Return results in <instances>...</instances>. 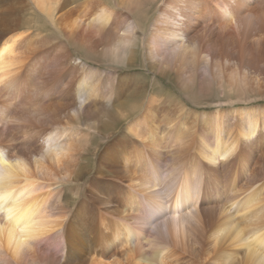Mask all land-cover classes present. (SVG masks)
<instances>
[{
    "label": "bare ground",
    "instance_id": "obj_1",
    "mask_svg": "<svg viewBox=\"0 0 264 264\" xmlns=\"http://www.w3.org/2000/svg\"><path fill=\"white\" fill-rule=\"evenodd\" d=\"M26 1L0 0V264H50L49 259H40L39 247L46 242L66 245L72 224L68 216L75 211L65 210L64 190L53 186L71 181L75 171L69 167L71 148L62 143L61 130L54 125L62 113L72 112L74 117L89 113V108L100 103L101 98L111 99L115 89L114 76L105 75L83 57L72 59L73 54L63 42L51 51L38 52L34 48L38 42L32 41V34L21 31L28 25L23 16L30 5ZM31 1L35 12L44 15L45 21L50 19L70 43L86 51L89 59L97 57L116 64L133 61V55L128 56L129 48L135 46L131 39L124 37L113 46V37L105 34L106 27H114L121 18L109 5L98 0ZM122 1L129 11L136 13L144 5L152 6L162 0ZM77 2L83 5L86 15L77 14L78 8L73 6ZM149 10L145 7L142 14ZM156 13L143 45L145 59L152 69L160 74L162 69L170 68L178 77V87L188 90L196 85L195 78L177 65L188 60L202 65L212 77L224 81L222 95L238 94L236 100L230 98L229 102L203 103L217 111L237 103L264 101V95H252L247 83L249 76L264 72V0H166L158 5ZM127 26L125 35H133L136 28ZM155 92L159 97L163 95L161 89ZM165 100L168 99L153 98L144 106H133L127 117L144 107L137 120H148L153 126L147 144L154 152L152 156L157 157L163 149L157 138L160 133L173 139L168 154L176 149L188 154L191 144L197 141V155L178 159L177 170L166 177L168 187L167 181L161 182L165 191H161L163 187L156 189L153 177L139 183L132 175L129 160L134 163V170H139L143 163L136 150L127 153L125 164L113 176L120 179L121 185L125 179L130 182L124 191L128 213L139 208L131 189L147 197L144 202L152 214L146 225H154L159 236L157 244L161 248L156 253L133 261L177 262L169 248L187 245L191 233L201 247L200 259H195V264H264V111H239L234 119L243 118V131L232 135L228 133L232 122L217 116L205 122V117L193 116L178 106L180 114L175 116L173 111V116ZM195 107L207 106L198 103ZM163 112L166 115H161ZM117 119L118 115H111L106 127H115L112 122ZM157 128L160 133L154 135ZM18 137L22 138V147L14 143ZM252 161L254 167L248 170L247 163L253 164ZM185 166L190 170L182 179ZM48 167L63 170L64 179H45L50 172ZM79 173L80 169L76 175ZM236 175L249 176L245 190L234 196L227 193L228 201L217 212L205 208V202L214 194L227 191L226 185ZM178 180L181 182L177 183ZM218 186L223 189H212ZM160 214L166 218L157 224ZM138 219L130 218L125 223L134 220L137 224ZM122 220L123 217L119 219ZM123 233L127 240L131 238V243L136 242L130 228H123Z\"/></svg>",
    "mask_w": 264,
    "mask_h": 264
},
{
    "label": "rangeland",
    "instance_id": "obj_2",
    "mask_svg": "<svg viewBox=\"0 0 264 264\" xmlns=\"http://www.w3.org/2000/svg\"><path fill=\"white\" fill-rule=\"evenodd\" d=\"M98 1H102L105 5H109L112 11H116L121 16L118 21L119 23L115 24L114 27H112L113 25H108L106 27L105 34L110 33L113 37L111 41V45L113 46L117 45L124 37L131 39V45L134 42L135 46L129 48L130 53L128 56L132 54L133 61L128 62L127 60V62H125L127 64H116L114 62L105 63L104 61L96 59L97 57L89 59L86 51L79 50L77 45L70 43L60 31L55 28L50 19L45 21L47 18H45L44 15L42 17L35 12L34 2L31 0L26 1L28 4L30 3V5L25 8L26 10L23 13V16L26 17L25 22L27 21L28 25L21 31L24 34H32V41L38 42L34 46V48H37L36 50H38V52L40 50L51 51L54 46L63 42L62 44H67L70 52L73 54L72 59L83 57L89 61L90 64L93 63L94 65L92 64V66L97 68L100 67L99 69L103 70L105 75H112L115 77L113 82L115 89L113 95H110L111 99L105 100L101 98L100 103L94 104L89 108V113L87 111L79 117H74L72 112H67L66 114L62 113L58 122L55 124L56 126L54 125L55 128L61 130L60 133L63 135L62 143L69 145L71 148L68 161L69 167L73 168L75 174H72L71 181L60 182L53 187L61 186L66 196L63 203L65 210L68 209L67 211L75 212L68 216L72 218V224L67 231L68 236L66 238V245L58 243L60 244L59 247L57 244L56 246L50 242V244L46 242L39 247L40 251L38 250V252L40 259L43 260V257L46 260L49 259L50 264H138L137 261H133L134 258L141 261L143 258L151 257L161 248V246L157 244L159 236L154 230V225H146L147 221L150 219L149 216L152 214V211L148 209L144 202L147 197L139 192L137 194L135 190L131 189L138 202L136 205H138L139 208L136 209L135 212L128 213L126 211L128 198L124 191L127 188L126 185H129L130 182L125 179V181H122L123 184L121 185L120 179L113 176L118 175L119 172L117 170L125 164L127 153L136 150V154H141L143 163L139 170H134L135 165L132 160H129L130 164L128 167L132 169V175L139 180V183H143L147 177H153L154 182L157 184L156 189L163 187L161 191H165L170 183L166 180V177L169 176L170 171L173 172L177 170L179 166L175 163L178 162V159L182 156L188 157L193 154V156H196L197 151L195 150L198 142L196 141L194 144H191L189 147L190 151H187L188 154L177 152V149L168 154V145L171 146L173 144V139L171 136L165 137L163 133H160V129L157 128V130L154 131V135L160 133L157 138L158 142H160L163 147V149L160 150L161 154L157 156L158 160L160 159V161H158L157 157L152 156L154 152L147 147L149 143L148 138L152 135L151 128L153 126L150 127L152 124L145 119L137 120L144 107H141L138 113L129 118L127 114L131 112V107L144 106L153 98H165L168 99L165 100L167 103L166 105L171 109L173 116L174 113L175 116L180 114L181 109H177L178 107H184L189 113L198 118L205 117V122L217 116V118H223L225 122L233 123L228 131V133L232 135H239L240 132L243 131V118L238 117L234 119V115L239 111H264V101L257 104L250 102L237 103L234 107L224 106V109H220V111H217L214 107H208L207 104H203L208 101L229 102L230 98L236 100L238 94L226 93L222 95L223 88H226L224 81L217 77H212L208 70H204L202 65L196 66V63L192 61L188 60L187 62L177 65L180 67V70H185L186 75H191L195 78L196 85L188 90L178 87V77L175 71H171L170 68L162 69L159 74L157 70L150 67L145 59V49L143 46L144 38L150 35L153 19H155L157 15L158 5L165 3L166 0H160L161 2L158 1L152 6L144 5V7L136 13L129 11L127 9V4H124L122 0ZM78 5H80L78 2L73 5L78 8L77 14L81 16L86 15L83 13V5ZM145 7H149L150 10L144 15L142 11L145 10ZM95 14L96 13L93 15ZM127 25H133L136 28L135 33L131 36L125 35L126 28L128 27ZM111 28L114 29V33ZM113 34L115 36H113ZM61 46L62 45L57 47V49ZM102 48L103 47L100 49ZM131 67H133V69ZM175 69L176 72H179L177 68ZM196 69H198V72L195 73ZM249 77L251 78L247 83L249 89L252 90V95H264V72ZM160 89L163 91L161 97L155 92V90ZM198 103H200V106L207 107L196 108L195 106L198 105ZM114 114L118 115V121L112 122L115 124V127L108 129L106 126L111 122L109 118ZM163 114H165V112L161 115ZM157 122H159V118ZM179 122L180 121H178L177 124ZM51 127L53 128V126ZM21 141L22 138L18 137L14 143H17L18 147H22ZM79 153L80 155H78ZM252 162L253 164L250 162L247 163L248 170H252V167H254L255 161ZM153 167L156 170H152ZM48 168L50 172L45 179L52 181L57 180L58 182L60 178L64 179L63 170H56L52 167ZM79 169L80 173L76 175ZM188 170H190V168L185 166L182 172L185 174L182 179L187 174ZM142 177L145 178L141 180ZM217 177L218 176H214V178ZM248 179L249 176L241 178L236 175L235 178L231 179L232 182L226 185L227 191H224L221 195L218 193L215 196L214 194V197H212L210 201L205 202V208L217 212V210L223 207L225 202L228 201V195L230 196L232 193L234 196L245 190ZM181 180H178L177 183H180ZM166 181L168 184L165 183ZM161 182L165 183V186H167L164 187ZM262 182L260 185L263 184ZM212 189L222 190L223 187L218 186V189ZM165 198H168V196ZM225 198L226 200H224ZM74 200H76V202L78 201V203L76 204ZM164 201L169 202L168 200ZM124 210L127 213H123ZM137 216L140 219H138L137 224H134L135 219L133 220L134 223L130 222V220L129 223H125L128 219L136 218ZM122 217L123 220L120 222L119 219ZM165 218L164 215L160 214L155 223L160 224ZM149 222L150 220L148 224ZM126 227L131 229L132 236L136 239L135 243H131V238L127 240L126 235L123 233V228ZM186 241H188L187 245L179 244L169 248V252H172L178 258L177 262L169 264H195L193 261L195 259H200L199 251L201 247L196 241V238L191 233H188ZM43 246L46 247L44 248ZM141 264L143 263L141 262Z\"/></svg>",
    "mask_w": 264,
    "mask_h": 264
}]
</instances>
